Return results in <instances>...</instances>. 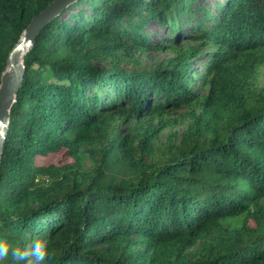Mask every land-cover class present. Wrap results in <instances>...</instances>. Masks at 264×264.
<instances>
[{
    "label": "trees",
    "instance_id": "1",
    "mask_svg": "<svg viewBox=\"0 0 264 264\" xmlns=\"http://www.w3.org/2000/svg\"><path fill=\"white\" fill-rule=\"evenodd\" d=\"M53 1L0 0V82ZM21 59L0 237L46 233L44 264H264V0H76ZM181 110V139L156 151L143 125Z\"/></svg>",
    "mask_w": 264,
    "mask_h": 264
},
{
    "label": "water",
    "instance_id": "2",
    "mask_svg": "<svg viewBox=\"0 0 264 264\" xmlns=\"http://www.w3.org/2000/svg\"><path fill=\"white\" fill-rule=\"evenodd\" d=\"M76 0H54L37 16L33 17L23 31L19 41L11 49L7 61L6 71L0 82V160L3 154L5 136L9 125L10 109L20 89L24 76V67L20 57L31 49L40 32L55 17L59 16L70 4Z\"/></svg>",
    "mask_w": 264,
    "mask_h": 264
},
{
    "label": "rangeland",
    "instance_id": "3",
    "mask_svg": "<svg viewBox=\"0 0 264 264\" xmlns=\"http://www.w3.org/2000/svg\"><path fill=\"white\" fill-rule=\"evenodd\" d=\"M173 57L172 51H167L165 53L158 52H146L140 57V63L142 64H150L153 62H160L164 59H169ZM258 86L264 89V67L260 70ZM185 110L178 111L177 113H172L166 115L160 121L159 119L149 120L146 125H143V130H146L148 127L156 128V133L152 136V145L153 149L156 151L160 150V148H164L174 144L175 142L181 139L183 131L186 129L188 124V120L186 119ZM133 127L131 122L125 124L122 128V131L126 134L129 133V128ZM98 146L94 147L96 150H92L91 147H88V150L91 152L84 151V165L87 169L91 168L93 164V160H97L98 156H96V151L98 150ZM145 163H152L151 157L144 155L142 157ZM71 159L65 158L63 153H59L57 155L50 156L47 158L44 163L46 165L55 164V165H64L70 163ZM200 249V245H197L190 251V255L188 260L194 262V256L196 252Z\"/></svg>",
    "mask_w": 264,
    "mask_h": 264
},
{
    "label": "clouds",
    "instance_id": "4",
    "mask_svg": "<svg viewBox=\"0 0 264 264\" xmlns=\"http://www.w3.org/2000/svg\"><path fill=\"white\" fill-rule=\"evenodd\" d=\"M54 256L53 240L46 233L37 234L23 246H13L7 238L0 237V261L10 257L12 264H44Z\"/></svg>",
    "mask_w": 264,
    "mask_h": 264
},
{
    "label": "bare ground",
    "instance_id": "5",
    "mask_svg": "<svg viewBox=\"0 0 264 264\" xmlns=\"http://www.w3.org/2000/svg\"><path fill=\"white\" fill-rule=\"evenodd\" d=\"M20 62H21V57H20ZM22 63V62H21Z\"/></svg>",
    "mask_w": 264,
    "mask_h": 264
}]
</instances>
